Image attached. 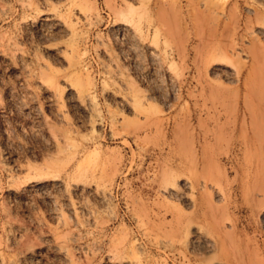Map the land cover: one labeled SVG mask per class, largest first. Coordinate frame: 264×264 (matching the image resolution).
I'll list each match as a JSON object with an SVG mask.
<instances>
[{
    "label": "rangeland",
    "instance_id": "rangeland-1",
    "mask_svg": "<svg viewBox=\"0 0 264 264\" xmlns=\"http://www.w3.org/2000/svg\"><path fill=\"white\" fill-rule=\"evenodd\" d=\"M0 264H264V0H0Z\"/></svg>",
    "mask_w": 264,
    "mask_h": 264
}]
</instances>
